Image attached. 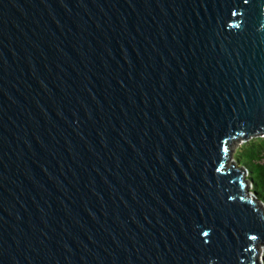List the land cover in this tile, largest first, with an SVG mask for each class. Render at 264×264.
<instances>
[{"label":"water","instance_id":"obj_1","mask_svg":"<svg viewBox=\"0 0 264 264\" xmlns=\"http://www.w3.org/2000/svg\"><path fill=\"white\" fill-rule=\"evenodd\" d=\"M264 0H0V264H260Z\"/></svg>","mask_w":264,"mask_h":264},{"label":"trees","instance_id":"obj_2","mask_svg":"<svg viewBox=\"0 0 264 264\" xmlns=\"http://www.w3.org/2000/svg\"><path fill=\"white\" fill-rule=\"evenodd\" d=\"M234 156L247 171L250 191L264 203V135L241 142Z\"/></svg>","mask_w":264,"mask_h":264},{"label":"rangeland","instance_id":"obj_3","mask_svg":"<svg viewBox=\"0 0 264 264\" xmlns=\"http://www.w3.org/2000/svg\"><path fill=\"white\" fill-rule=\"evenodd\" d=\"M262 136V135H261ZM243 142V139L237 140L235 141L231 147H230V159L233 163L238 164V162L235 159V152L237 150V148L239 147L240 143ZM239 165V164H238ZM248 190H250V185L247 188ZM260 264H264V245L260 246Z\"/></svg>","mask_w":264,"mask_h":264}]
</instances>
